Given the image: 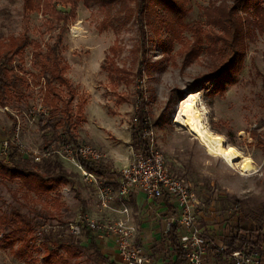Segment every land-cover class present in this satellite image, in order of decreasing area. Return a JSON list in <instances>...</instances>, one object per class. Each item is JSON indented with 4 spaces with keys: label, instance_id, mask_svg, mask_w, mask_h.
<instances>
[{
    "label": "rangeland",
    "instance_id": "rangeland-1",
    "mask_svg": "<svg viewBox=\"0 0 264 264\" xmlns=\"http://www.w3.org/2000/svg\"><path fill=\"white\" fill-rule=\"evenodd\" d=\"M125 4L134 7L133 0H125ZM207 4L208 0H190L191 10L183 19L184 27L180 31L186 41H192L191 28L195 23L207 29L202 12ZM118 5L111 7L110 18L117 17L120 25L113 20L104 28L106 14L98 2L79 1L74 19L63 25L41 11H24L23 0H0V39L23 33L29 38V45L11 64L24 74L27 83L17 80L21 96L0 104V157L5 156L6 145L10 144L18 147L19 156L31 163H42L43 159L59 162L67 175L66 181L55 190L41 195L29 192L17 177L0 178V215L15 209L31 219L32 235L36 237L31 243L34 249L30 250L34 259L42 256L40 243L49 230L67 233V223L120 217L119 213L100 209L97 187L112 191L110 205L127 207L129 220V201L118 195V187L120 170L131 158L132 148L126 138L131 132L138 96L142 95L153 139L168 170L184 177L201 201L196 213L200 228L205 224L210 226L202 230L210 240L207 255L221 245L215 231L222 228L229 233L258 228L264 232V34L247 39L236 81L221 93H211L214 73L203 53L183 65L185 54L180 53L181 45L177 40L164 50L160 41L167 36L165 29L156 34L147 26L143 41L131 10V15L126 17ZM56 8L69 10V6L57 5ZM59 34V50L66 65L64 75L74 91L71 107L75 110L78 104L82 105L75 123L77 145L100 149L103 157L99 162L118 175H94L95 180L85 176L64 150L59 139L61 128L54 131L42 126L39 114L31 112L44 107L43 82L39 69L32 63L31 52L35 44L45 51ZM114 65L122 69L117 75L113 74ZM138 70L141 76L137 75ZM61 88L66 96V90ZM187 94L198 98L209 130L249 158L254 166L252 171L243 173L228 166L174 122L179 104ZM51 141L55 144L47 149ZM37 157L41 160L36 161ZM45 169L44 164L38 168L39 171ZM8 232L0 231V264H25L22 257L15 255L19 244L6 246L4 238ZM92 232L98 239L107 237ZM76 235L85 247L88 240L81 234ZM91 252L80 249L72 262L107 264ZM208 264H214V260L210 259Z\"/></svg>",
    "mask_w": 264,
    "mask_h": 264
},
{
    "label": "trees",
    "instance_id": "trees-1",
    "mask_svg": "<svg viewBox=\"0 0 264 264\" xmlns=\"http://www.w3.org/2000/svg\"><path fill=\"white\" fill-rule=\"evenodd\" d=\"M84 4L98 2L103 6L106 19L102 26L106 28L113 20L120 21L117 17L111 20L110 11L113 5L119 4V10L124 11L125 16H130V10L138 23L139 31L143 37L146 27L149 26L153 33L158 34L164 28L167 36L160 41L161 47H170L174 40L180 45V53L184 52L183 65L197 59L201 53L208 60L214 73L211 93H221L228 84L236 81V76L241 69L245 55L247 39L253 40L256 34H264V2L262 0H208V4L202 8L206 30L200 24H194L192 41H186L181 34L184 27L183 19L186 18L191 7L190 0H133L134 7H127L125 0H23V9L26 12L41 11L51 15L58 23L66 25L75 17L77 3ZM57 5L69 6L64 12L57 10ZM118 5V6H119ZM110 18V20L107 19ZM60 34L53 44L46 46L43 51L39 44H35L31 52L32 63L39 69L43 85V102L48 112L39 115V123L54 131L61 128L62 136L59 138L63 145L77 146L75 123L82 112V105L78 104L75 110L71 107L74 91L70 80L65 77V63L59 50ZM29 38L26 33L10 36L7 40L0 39V104L5 105L14 96H21L16 87V81L27 83V78L19 69L11 66L15 57H19L26 46ZM122 71L119 67H113V74ZM137 75L141 76L140 70ZM66 90L67 95H64ZM56 119V122L53 120ZM149 128L150 122L145 111V99L138 96L135 113L130 124V145L136 148H145L146 141L142 138L141 129ZM55 134V133H54ZM55 141L46 146L51 149ZM84 170L95 175H107L111 172L108 167L100 162L79 158ZM45 165L44 171H39L41 165ZM119 174V173H118ZM19 178L27 190L36 195L48 194L66 181L67 175L61 164L57 161L29 162L19 156L18 147L6 145L5 156L0 157V178ZM31 219L13 209L8 214L0 215V231L9 230V235L4 238L6 246L12 247L19 244L15 255L22 257L25 264H81L72 260L77 257L80 249H89L96 258L108 264H114L105 257L98 248L95 235L92 230L84 226L79 234L88 240L85 247L80 244L77 235L49 230L43 234L41 247L43 254L39 259L31 257V243L36 239L33 233ZM51 229V228H50ZM177 226L172 225L166 235L169 244L176 252L174 264H185V253L179 246L176 234ZM264 242V232L260 228L255 230L238 229L237 233L225 239L226 249L217 253V259L222 264H231L228 261L230 251L239 249L247 243L252 249L259 250ZM28 249V250H27Z\"/></svg>",
    "mask_w": 264,
    "mask_h": 264
},
{
    "label": "built area",
    "instance_id": "built-area-1",
    "mask_svg": "<svg viewBox=\"0 0 264 264\" xmlns=\"http://www.w3.org/2000/svg\"><path fill=\"white\" fill-rule=\"evenodd\" d=\"M31 112L34 115L37 113L40 115L46 113L47 109L39 106ZM141 135L146 141V146L136 149L131 146V158L127 165L120 170L118 195L128 198L131 192L138 190L150 198L169 196L174 199L179 208V213L166 222L165 232L172 225H177L178 242L185 253V264H208L206 256L210 240L203 235L196 217V208L200 205L199 198L184 177L178 172L168 170L163 154L153 139L151 126L149 128L143 127ZM64 146V150L69 153L83 174L95 180V174L84 170L79 158L99 162L103 157L102 151L86 144ZM40 160L41 157L36 158V161ZM96 189L99 194L100 209L106 212L115 210L120 214V217L106 221L92 219L86 220L85 223L80 221L67 223L66 232L76 235L80 233L82 227L86 226L92 231L115 238L123 264H153L152 258L135 243L136 228L129 223L127 207L115 209L114 206L110 205V200L113 198L112 191L104 187H97ZM225 249V244L217 247L219 253ZM262 255H264V242L260 244L259 250H254L247 243H244L241 248L230 251L228 261L231 264H264Z\"/></svg>",
    "mask_w": 264,
    "mask_h": 264
},
{
    "label": "crops",
    "instance_id": "crops-1",
    "mask_svg": "<svg viewBox=\"0 0 264 264\" xmlns=\"http://www.w3.org/2000/svg\"><path fill=\"white\" fill-rule=\"evenodd\" d=\"M130 139L131 137L129 134L126 138V142L130 143ZM109 171L111 172L110 174L101 176L118 175V172L113 169H109ZM128 201L131 212L129 222L136 228V234L134 237L136 245L152 258L153 264H174L176 260V252L169 244V240L166 235L167 232H165V230L166 222L169 218L176 216L179 213L176 201L169 196L150 198L147 197L144 192L138 190L130 193ZM114 207L115 209L120 208L115 205ZM112 212L117 213L115 210ZM204 228L210 229V226L205 224L201 227V230ZM215 233L218 236L217 238L220 240L219 244L223 245L225 244V239L228 236L235 235L237 231L234 230L233 233H229L228 230L222 228L220 231H215ZM95 240L100 252L107 257L110 262H113L114 264H123L113 236H107L103 239L95 237ZM217 253V247L213 251L210 250L206 256L207 263H210V259H213L214 264H222V261L217 259ZM262 258H264V255H262Z\"/></svg>",
    "mask_w": 264,
    "mask_h": 264
},
{
    "label": "bare ground",
    "instance_id": "bare-ground-1",
    "mask_svg": "<svg viewBox=\"0 0 264 264\" xmlns=\"http://www.w3.org/2000/svg\"><path fill=\"white\" fill-rule=\"evenodd\" d=\"M200 105L195 94H187L179 104L174 122L195 136L208 153L218 156L228 166L238 168L243 173L252 171L254 166L249 158L227 144L222 136L209 130L205 110Z\"/></svg>",
    "mask_w": 264,
    "mask_h": 264
}]
</instances>
